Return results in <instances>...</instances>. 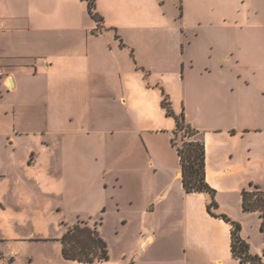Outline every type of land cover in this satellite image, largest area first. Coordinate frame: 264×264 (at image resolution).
Masks as SVG:
<instances>
[{
    "label": "crops",
    "instance_id": "obj_1",
    "mask_svg": "<svg viewBox=\"0 0 264 264\" xmlns=\"http://www.w3.org/2000/svg\"><path fill=\"white\" fill-rule=\"evenodd\" d=\"M94 2L100 24L86 0H0V264L238 260L182 185L162 91L204 143L214 211L261 254L242 190H264V0ZM78 220L108 260L62 257Z\"/></svg>",
    "mask_w": 264,
    "mask_h": 264
},
{
    "label": "trees",
    "instance_id": "obj_2",
    "mask_svg": "<svg viewBox=\"0 0 264 264\" xmlns=\"http://www.w3.org/2000/svg\"><path fill=\"white\" fill-rule=\"evenodd\" d=\"M91 16L100 24L101 16L96 11L94 0H86ZM161 105L166 115L175 119V129L171 142L175 145L181 166V181L187 192L205 191L211 196L207 210L214 216L220 217L231 225L230 249L232 255L241 263L264 264V251L261 254H252L249 244L240 235L241 226L231 220L226 214L217 213V203L214 199V190L205 180V147L199 138H193L181 147L175 142V136L183 132L188 137H194L198 131L192 128L184 119L183 113L175 114L168 94L162 91ZM242 208L245 211H257L261 218L260 229L264 232V190L255 184H249L242 190ZM61 254L64 259L76 260L82 263L105 261L109 259L106 241L99 235L96 225L90 226L84 220H78L69 227L60 238Z\"/></svg>",
    "mask_w": 264,
    "mask_h": 264
},
{
    "label": "rangeland",
    "instance_id": "obj_3",
    "mask_svg": "<svg viewBox=\"0 0 264 264\" xmlns=\"http://www.w3.org/2000/svg\"><path fill=\"white\" fill-rule=\"evenodd\" d=\"M193 138H195V137H188V136L184 135L183 132H179L175 136V142H176V144L179 147H181V146H183L185 144V142H188L189 140H191ZM88 223H92V222L88 221ZM253 248L254 249H258V245L256 243L253 244ZM252 254H259V253L258 252H255V253H252ZM212 255H213V257H216L217 256L216 253H213ZM54 259H56V256L55 255H54ZM43 263L44 262H42V261H37L34 264H43ZM172 264H177V262L174 261V262H172ZM188 264H216V263L212 262L209 257H205V255H201L199 253L198 256L194 259V261H191L190 260L188 262ZM223 264H249V263H241L239 260L234 261V259H228V261H225Z\"/></svg>",
    "mask_w": 264,
    "mask_h": 264
},
{
    "label": "built area",
    "instance_id": "obj_4",
    "mask_svg": "<svg viewBox=\"0 0 264 264\" xmlns=\"http://www.w3.org/2000/svg\"><path fill=\"white\" fill-rule=\"evenodd\" d=\"M2 75H3V70H2V67H1V64H0V79H1Z\"/></svg>",
    "mask_w": 264,
    "mask_h": 264
}]
</instances>
